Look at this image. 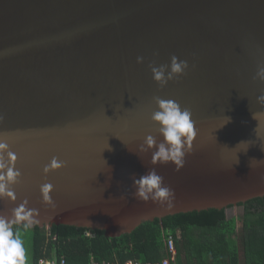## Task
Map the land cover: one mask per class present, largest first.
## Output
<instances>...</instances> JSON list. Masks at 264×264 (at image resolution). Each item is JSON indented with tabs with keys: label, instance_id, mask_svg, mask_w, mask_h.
Listing matches in <instances>:
<instances>
[{
	"label": "water",
	"instance_id": "water-1",
	"mask_svg": "<svg viewBox=\"0 0 264 264\" xmlns=\"http://www.w3.org/2000/svg\"><path fill=\"white\" fill-rule=\"evenodd\" d=\"M173 55L189 67L161 89L149 65ZM262 64L264 0H0V140L22 174L0 214L27 200L39 210L31 228L120 238L264 198V83L253 79ZM155 96L189 108L197 133L182 170L156 166L175 193L163 204L132 187L153 167L144 138L162 140ZM53 157L66 166L45 176ZM44 183L53 205L42 201Z\"/></svg>",
	"mask_w": 264,
	"mask_h": 264
},
{
	"label": "trees",
	"instance_id": "trees-1",
	"mask_svg": "<svg viewBox=\"0 0 264 264\" xmlns=\"http://www.w3.org/2000/svg\"><path fill=\"white\" fill-rule=\"evenodd\" d=\"M238 206L244 207L239 220L228 219L227 209L192 212L147 222L120 238L65 225L13 229L33 232L34 263L55 259L66 264H157L168 256L171 233L176 237L177 264H264V198ZM238 228L243 232L240 243Z\"/></svg>",
	"mask_w": 264,
	"mask_h": 264
},
{
	"label": "clouds",
	"instance_id": "clouds-1",
	"mask_svg": "<svg viewBox=\"0 0 264 264\" xmlns=\"http://www.w3.org/2000/svg\"><path fill=\"white\" fill-rule=\"evenodd\" d=\"M143 57H137V63H143ZM153 80L161 89L178 77L185 74L189 65L187 61L180 60L173 55L170 64L159 67L149 65ZM254 80L264 83V64L258 65ZM157 110L151 115L152 122L158 126L162 140L157 142L155 136L149 134L139 146L140 152H151V164L153 167L139 178H132V187L135 189L136 199L148 202H168L174 199V191L165 185L163 177L157 173L156 166L173 165L179 172L185 165V157L191 152L193 140L197 135L194 129L192 111L182 108L173 99H164L160 96L153 97ZM257 103L264 107V94L257 97ZM260 113H253V119H257ZM0 116V124L3 123ZM228 122V119H227ZM245 143V142H241ZM227 147V146H226ZM17 155L9 149L6 141L0 140V200L7 199L15 202L17 199L14 186L21 178V172L16 168ZM239 161H237L238 163ZM106 163V162H105ZM66 163L57 157L44 166L43 174L63 169ZM53 186L44 183L40 187L42 201L46 205H53L51 192ZM39 210L30 208L28 201L24 200L14 207L11 215L0 214V264H26V249L21 234L14 231L13 225H22L24 229L31 228L38 223Z\"/></svg>",
	"mask_w": 264,
	"mask_h": 264
},
{
	"label": "rangeland",
	"instance_id": "rangeland-1",
	"mask_svg": "<svg viewBox=\"0 0 264 264\" xmlns=\"http://www.w3.org/2000/svg\"><path fill=\"white\" fill-rule=\"evenodd\" d=\"M244 213V207L243 206H233L232 208H228L226 211L228 219L235 218L236 220L241 219V216ZM24 247L26 249V264H32L34 262L33 259V232L31 230L22 231L20 232ZM243 232L240 228L237 229V236L236 239L240 243L242 239ZM178 238L180 239V234L178 235ZM241 247V246H240Z\"/></svg>",
	"mask_w": 264,
	"mask_h": 264
},
{
	"label": "built area",
	"instance_id": "built-area-1",
	"mask_svg": "<svg viewBox=\"0 0 264 264\" xmlns=\"http://www.w3.org/2000/svg\"><path fill=\"white\" fill-rule=\"evenodd\" d=\"M35 264H66L65 261L57 262L55 259L53 261H39ZM125 264H140L139 262L129 261ZM157 264H177V247H176V237L174 234L168 233V256L163 262Z\"/></svg>",
	"mask_w": 264,
	"mask_h": 264
},
{
	"label": "crops",
	"instance_id": "crops-1",
	"mask_svg": "<svg viewBox=\"0 0 264 264\" xmlns=\"http://www.w3.org/2000/svg\"><path fill=\"white\" fill-rule=\"evenodd\" d=\"M32 264H35L34 262Z\"/></svg>",
	"mask_w": 264,
	"mask_h": 264
}]
</instances>
